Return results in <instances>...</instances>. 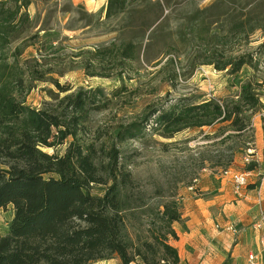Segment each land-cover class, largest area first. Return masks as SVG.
Wrapping results in <instances>:
<instances>
[{
  "label": "trees",
  "instance_id": "1",
  "mask_svg": "<svg viewBox=\"0 0 264 264\" xmlns=\"http://www.w3.org/2000/svg\"><path fill=\"white\" fill-rule=\"evenodd\" d=\"M236 2L213 0L185 16L177 28L197 52L204 51L207 59L201 64L229 75L257 63L252 53L234 49L233 41L247 45L255 32H264L256 5L245 4L235 15L230 9ZM29 4L0 0V210L12 205L13 214L8 233L0 235V264H89L114 257L119 264H179L171 243L178 238L174 223L182 222L176 194H155V203L147 205L119 146L146 132L168 139L184 130L216 127L203 137L217 139L213 142L217 147L228 144L223 150L227 156L220 154L215 163L222 170L231 168L236 153L249 149L235 140L252 137L250 117L264 106L257 92L264 81L241 83L236 99L182 100L167 108L152 107L138 123L116 129L114 141L104 147L90 123L93 112L106 107L102 89L68 92L69 87L54 81L57 92L48 89L49 102L40 108L25 105V95L36 81H46V72L39 70L36 58L21 62L28 45H17L11 62L6 51L30 23ZM105 5L104 18L127 15L131 26L144 35L152 27L154 34L170 7L167 0H106ZM261 44L264 47V38ZM114 48L122 73L136 47L124 41ZM103 56L100 49L91 53L87 74L100 75L89 70L103 69ZM61 145L65 150L59 154ZM206 160L201 159L200 168ZM257 167V162H248L245 170ZM96 185H103L104 191L95 196Z\"/></svg>",
  "mask_w": 264,
  "mask_h": 264
},
{
  "label": "rangeland",
  "instance_id": "2",
  "mask_svg": "<svg viewBox=\"0 0 264 264\" xmlns=\"http://www.w3.org/2000/svg\"><path fill=\"white\" fill-rule=\"evenodd\" d=\"M29 1L27 14L30 23L22 28L20 38L6 51L8 61L11 62L13 49L17 45H28L23 50L21 62L36 58L40 63L39 70L46 72V81H36L34 88L25 95V105L40 108L45 102H49L48 89L57 92L54 81L69 87L68 92H75L79 88L102 89L107 100L106 107L94 111L90 123L93 135L101 138L100 142L104 147H109L114 141L116 129L130 123H138L152 107L167 108V105L182 100L199 103L211 98L236 99L241 83L264 81V47H261L263 31L255 32L247 45L238 44L239 40L233 41L234 49L250 52L257 59L254 68L244 66L236 75L217 71L212 65L201 64L207 59L204 51L197 52V47L192 46L189 37L177 32L185 16H193L197 8L207 7L213 0H167L170 7L164 13L166 19L154 34L151 33L152 27L145 35L140 28L131 26L133 20L127 15L104 18L106 0ZM251 2L256 5L257 13L264 21V0H237L232 4L230 12L237 15L243 5ZM84 13L89 16L85 17ZM124 41H132L135 44L136 54L129 62L130 66L121 73L114 46H119ZM98 49L102 50L104 55V67L89 70L91 73L100 74L90 76L85 67L92 61L91 53ZM168 59H171V62ZM193 66L194 69L190 71ZM105 74L108 76L105 77ZM117 90L120 93L114 95L113 92ZM257 92L264 105L263 83ZM250 118L252 137L243 136L235 140L238 146H248L249 149L237 152L231 167L237 172H243L246 171L248 162H256L255 154L258 148H255L257 138L254 124L260 122L258 131L262 134L261 151L257 161L258 167L255 169L258 174L254 173L249 177L250 180L254 176L258 181H262L264 106ZM215 128L184 130L168 139L146 132L138 139H129L119 146L123 156H127V160L131 162L130 168L136 188L142 191L140 196L147 205L155 203V194L158 193L166 196L176 194L181 203L182 190L196 184L194 181H198L203 173H221L222 168L215 162L223 156L220 154L227 156L223 150L228 144L217 147L213 143L217 139L209 140L203 137ZM65 145L57 147V153L62 154ZM217 149L222 153H217ZM45 151L50 153L52 149ZM252 153L253 155H250ZM205 157V166L200 168L201 159ZM246 158L249 161H246ZM257 184L249 183L248 186L254 187ZM103 191V185H96L92 193L96 196ZM12 216V205H8L6 210H0V235L8 233ZM89 264H119V259L114 257L111 260H98Z\"/></svg>",
  "mask_w": 264,
  "mask_h": 264
},
{
  "label": "crops",
  "instance_id": "3",
  "mask_svg": "<svg viewBox=\"0 0 264 264\" xmlns=\"http://www.w3.org/2000/svg\"><path fill=\"white\" fill-rule=\"evenodd\" d=\"M254 125L257 162L262 134L260 122ZM253 177L249 183L258 184L248 183L241 197L233 193L230 178L210 171L182 190V222L174 223L178 238L171 241L179 253V264H247L248 254L259 252L264 234V180ZM259 223H263L260 228ZM230 224L237 234L224 229Z\"/></svg>",
  "mask_w": 264,
  "mask_h": 264
},
{
  "label": "built area",
  "instance_id": "4",
  "mask_svg": "<svg viewBox=\"0 0 264 264\" xmlns=\"http://www.w3.org/2000/svg\"><path fill=\"white\" fill-rule=\"evenodd\" d=\"M246 161H249L246 158ZM222 175L230 178L233 188V193H235L237 196L241 197L243 196V191L246 188L247 184L249 183V179L251 176V171H243V172H237L235 170H232L231 168H228L226 170L221 171ZM197 182V180L194 181V183ZM190 189H193L192 187ZM262 221V220H261ZM264 222V221H262ZM263 223H259L257 225L258 228L260 226L262 227ZM224 229L228 232H232L233 234H237V228L234 225L225 226ZM260 239V248L259 252H251L247 256V264H264V234L261 235Z\"/></svg>",
  "mask_w": 264,
  "mask_h": 264
}]
</instances>
